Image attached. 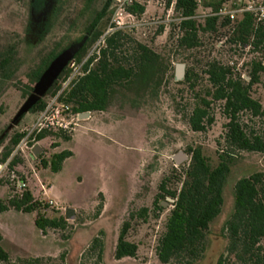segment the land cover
<instances>
[{
	"label": "rangeland",
	"instance_id": "1",
	"mask_svg": "<svg viewBox=\"0 0 264 264\" xmlns=\"http://www.w3.org/2000/svg\"><path fill=\"white\" fill-rule=\"evenodd\" d=\"M26 1L0 0V58L13 48L9 79L0 82V152L9 145L14 133L25 132L35 123L37 115L30 112V107L37 98L48 101L43 94L56 65L52 63L41 79L31 85V90L24 87L25 75L55 43L60 46V55L54 62L72 72L69 65L80 45L78 39L87 37L84 29L91 10L98 11L104 3V0H94L85 8V0H35V5L28 8ZM137 1L144 5V13L137 19L146 24L133 31L138 32L137 38L142 41L153 40L157 52L169 54L173 75L174 65L183 64L180 60L183 57L174 52L172 41H166L168 22L165 19L170 17L166 0ZM115 5L116 1L109 3L99 22L102 34ZM160 25L164 29L157 35L155 30ZM172 33L174 37L177 30ZM211 42L206 40L205 46ZM245 58L237 59V70ZM174 82L173 75L162 81L155 94L144 97L125 93L124 97L112 100L107 112L91 114L87 121L86 118L74 121L76 125L71 124L65 132L70 136L67 143L49 137L38 143L29 141L26 148L21 147L22 151L14 156L21 160V168L16 173L24 179V185L28 184L34 197L47 206L44 215L53 218L71 212L73 219L67 220L63 230H46L40 234L33 226L35 213L25 215L12 210L1 213V247L8 254L10 264H24L21 259L34 258L40 259L39 264H93L94 256L88 257L85 253L93 238L101 241L103 264H159L155 244L172 201L165 200L166 197L158 199L161 210H153L152 202L159 193L157 187L162 179H168L166 189L172 191L178 187L171 174L181 172L186 166L188 147H199L209 163L215 164L217 143L225 122L215 104L210 106L214 117L212 126L205 133L189 131L186 118L193 101L184 87ZM252 97L264 105L261 86L253 88ZM34 145L41 148L44 159L64 149L71 151V157L62 162L59 172L51 173L40 167L38 156L30 158L27 148ZM177 153L186 158L176 163L173 158ZM255 171L264 172V155L234 153L222 190L220 213L208 227L205 251L196 264H215L221 254L225 258L222 226L232 208L233 185ZM8 181L4 170L0 176V200L8 194ZM142 208L149 211L146 220H132L126 235V240L136 246L134 257L115 261L113 250L121 224L130 213ZM61 254L63 260L59 259Z\"/></svg>",
	"mask_w": 264,
	"mask_h": 264
},
{
	"label": "trees",
	"instance_id": "2",
	"mask_svg": "<svg viewBox=\"0 0 264 264\" xmlns=\"http://www.w3.org/2000/svg\"><path fill=\"white\" fill-rule=\"evenodd\" d=\"M111 1L116 0H104L98 11L91 10L84 29L87 37L78 39L80 45L72 56V62L76 65L83 61L90 46L101 36L99 22ZM93 2L85 0V8ZM169 2L166 0V8ZM223 2L174 0L169 18L179 20L166 24V41H172L171 47L183 57L180 60L184 64L183 78L174 83L182 85L193 101L186 118L189 131L205 133L212 126L214 117L211 105L218 106L225 122L217 143L219 149L215 164L209 163L199 147H188L185 152L189 157L186 166L181 172L171 174L178 187L172 191L166 189L168 179H162L157 187L159 193L152 202L153 210H161L158 199L166 197L172 201L155 244V257L159 264L199 262L205 251L208 227L221 210L222 190L234 161V153L264 155V105L252 97L253 88L261 86L264 89V20L255 23L248 14L239 16L233 24L217 17L201 21L192 18L202 10L216 11ZM126 11L139 18L144 13V5L136 1L127 6ZM163 29L164 26H158L155 34L158 35ZM174 29L177 34L173 37ZM138 36V32L133 30H117L104 37L98 54H93L81 64L79 75L70 81L59 97L60 102L69 106L71 114L107 112L112 100L124 97L125 93H131L134 97L155 94L162 81L173 77L169 54L162 55L156 51L153 40L145 42ZM209 39L212 42L206 47L205 41ZM59 49V44L55 43L25 75L27 84L24 87L27 90H31V85L37 83L58 58ZM12 55L13 48L10 47L0 58V82L9 79ZM244 56L246 58L239 62L237 70V59ZM69 75L70 70L62 68L43 95L48 98L54 96ZM46 103L37 98L30 112L38 115ZM24 134L12 135L9 145L0 152V164L6 161ZM49 137L63 143L70 141V136L59 130H42L33 139L38 143ZM69 157L70 151L61 150L52 153L48 159L39 154L37 160L42 169L57 173L62 162ZM20 168L21 160L17 158H12L7 164L9 187L5 199L0 200V214L11 210L25 215L35 213L33 226L40 234L46 230H63L67 220L73 219L71 212L46 217L44 212L47 206L34 197L28 184L21 190L15 189L18 182L24 181L16 173ZM148 214V209L142 208L130 213L121 224L113 250L115 261L134 257L136 246L126 240L130 222L134 219L143 222ZM222 231L225 258L221 254L215 264H264L263 171H255L236 180L232 188V208ZM1 244L0 235V264H10ZM102 252L101 241L97 238L90 241L85 251L88 257L94 256L93 264H103ZM59 259L63 260V254L59 255ZM21 262L39 264L40 259H21Z\"/></svg>",
	"mask_w": 264,
	"mask_h": 264
},
{
	"label": "built area",
	"instance_id": "3",
	"mask_svg": "<svg viewBox=\"0 0 264 264\" xmlns=\"http://www.w3.org/2000/svg\"><path fill=\"white\" fill-rule=\"evenodd\" d=\"M136 1L137 0H116L115 10L112 14V18L104 33L97 39L91 53L86 55V57L79 65H76L74 62L70 63L69 68H72L73 71H70V75L61 84V88L59 89V91H57L54 96L48 99L44 109L38 113L33 126L25 131V134L19 139V141L11 150V153L6 161L0 164V176L1 173L6 170L8 162L12 158H14V156H16L18 152L22 151L21 147H25L26 143L29 141H34L33 136L35 134L39 133L42 130H59L67 132L71 124L76 125L73 122L78 121V115L71 114L69 106L60 102L59 97L67 88L70 81L75 76L79 75L81 64L93 54H98V50L103 46V39L106 35L117 30L131 31L136 29L137 27H144V25L146 24L144 21H139L134 14L126 11V7L130 6L133 2ZM173 4L174 0H170L166 9L168 13H170ZM243 14H248L255 21V23L264 20V0H224V2L217 8L216 11L211 12L210 10H202L192 18L201 21L208 17H217L219 19L226 20L229 24H233L235 20ZM178 20L179 19H168L167 17V19H165V22ZM243 78L245 77L243 76ZM34 146H32V148ZM32 148L29 147L27 148V150L31 151ZM24 187L25 185L22 182H18L16 184L17 190H21Z\"/></svg>",
	"mask_w": 264,
	"mask_h": 264
},
{
	"label": "water",
	"instance_id": "4",
	"mask_svg": "<svg viewBox=\"0 0 264 264\" xmlns=\"http://www.w3.org/2000/svg\"><path fill=\"white\" fill-rule=\"evenodd\" d=\"M174 81L178 82L180 81L182 78H183V75H184V66L183 64H175L174 65ZM88 114L85 113V114H81V115H78L77 119L80 120V119H83V118H87ZM41 153V148L37 145H35L31 151H30V158H34V157H37L39 154ZM186 157L182 154V153H177L175 156H174V160L176 163H179L180 161L184 160ZM168 201H171L170 199H167Z\"/></svg>",
	"mask_w": 264,
	"mask_h": 264
},
{
	"label": "flooded vegetation",
	"instance_id": "5",
	"mask_svg": "<svg viewBox=\"0 0 264 264\" xmlns=\"http://www.w3.org/2000/svg\"><path fill=\"white\" fill-rule=\"evenodd\" d=\"M26 4L28 5V8H32L35 5V0H28V1H26ZM64 59H67V56ZM53 65H56L55 71L52 75H50L48 77L47 82L49 80L51 82L57 76V74L60 72V70L62 68V64H58L57 62H53ZM167 199H169V198H166L165 200H167Z\"/></svg>",
	"mask_w": 264,
	"mask_h": 264
},
{
	"label": "crops",
	"instance_id": "6",
	"mask_svg": "<svg viewBox=\"0 0 264 264\" xmlns=\"http://www.w3.org/2000/svg\"><path fill=\"white\" fill-rule=\"evenodd\" d=\"M89 117H90V115L88 114V116H87V118L85 119L86 121L87 120H89ZM64 150H66V149H64ZM68 151H70V150H68ZM71 152V151H70ZM65 161V160H64Z\"/></svg>",
	"mask_w": 264,
	"mask_h": 264
}]
</instances>
